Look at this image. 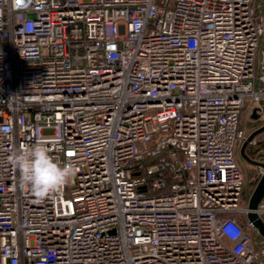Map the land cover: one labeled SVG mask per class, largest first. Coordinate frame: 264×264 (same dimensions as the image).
I'll use <instances>...</instances> for the list:
<instances>
[{"label":"built area","instance_id":"1","mask_svg":"<svg viewBox=\"0 0 264 264\" xmlns=\"http://www.w3.org/2000/svg\"><path fill=\"white\" fill-rule=\"evenodd\" d=\"M245 111L264 0H0V264H264ZM37 142L77 169L42 201L11 162Z\"/></svg>","mask_w":264,"mask_h":264},{"label":"clouds","instance_id":"2","mask_svg":"<svg viewBox=\"0 0 264 264\" xmlns=\"http://www.w3.org/2000/svg\"><path fill=\"white\" fill-rule=\"evenodd\" d=\"M11 162L19 171L21 187L30 188L38 201L59 193L71 182L77 172L72 164L61 165L54 161L49 149L39 142L31 146H22L13 154ZM223 232L232 240L241 236L239 227L233 223L224 226Z\"/></svg>","mask_w":264,"mask_h":264},{"label":"water","instance_id":"3","mask_svg":"<svg viewBox=\"0 0 264 264\" xmlns=\"http://www.w3.org/2000/svg\"><path fill=\"white\" fill-rule=\"evenodd\" d=\"M251 118L253 120L257 119L254 112L252 113ZM262 132H264V126L257 128L247 136L246 140L243 142L239 149V159L248 166H251L253 168H260L262 170V175L255 184L247 202L246 219L252 223L258 235L262 239H264V223L261 222L260 218L255 213L258 204L262 199H264V163L253 160L246 154V150L251 141Z\"/></svg>","mask_w":264,"mask_h":264},{"label":"rangeland","instance_id":"4","mask_svg":"<svg viewBox=\"0 0 264 264\" xmlns=\"http://www.w3.org/2000/svg\"><path fill=\"white\" fill-rule=\"evenodd\" d=\"M245 106H246V108H249V100L248 99H245ZM259 124H260L259 121L253 120L247 111H245L243 113V115H242V126L246 129V131L249 134L251 132H253L254 130H256L259 127ZM255 139H256V141H259V142L264 141V132L257 135L255 137ZM239 164H240L241 169H242V166H244V165L248 167L247 169H245V172H246L245 174H244L243 170H242V172L246 177V181L251 182V179L253 177H255L256 171L253 173V167L244 164L242 161H239ZM251 185H252V183H250V186Z\"/></svg>","mask_w":264,"mask_h":264},{"label":"trees","instance_id":"5","mask_svg":"<svg viewBox=\"0 0 264 264\" xmlns=\"http://www.w3.org/2000/svg\"><path fill=\"white\" fill-rule=\"evenodd\" d=\"M253 153L259 152V155L254 156V160L260 161V158H264V141H257L256 146L249 148ZM255 184V183H254ZM254 184L250 187V189L246 192V198L249 196L251 189L253 188Z\"/></svg>","mask_w":264,"mask_h":264},{"label":"crops","instance_id":"6","mask_svg":"<svg viewBox=\"0 0 264 264\" xmlns=\"http://www.w3.org/2000/svg\"><path fill=\"white\" fill-rule=\"evenodd\" d=\"M248 155L250 156L251 159H255V158H254L255 155H254V153H253L251 150L248 151ZM247 168H248V167L245 166V165L242 166V170H243L244 174L246 173V172H245V169H247ZM254 172H255V168H253V173H254Z\"/></svg>","mask_w":264,"mask_h":264},{"label":"flooded vegetation","instance_id":"7","mask_svg":"<svg viewBox=\"0 0 264 264\" xmlns=\"http://www.w3.org/2000/svg\"><path fill=\"white\" fill-rule=\"evenodd\" d=\"M250 149H248L247 151H246V154L248 155V151H249Z\"/></svg>","mask_w":264,"mask_h":264}]
</instances>
